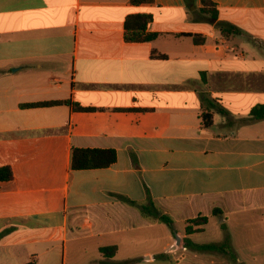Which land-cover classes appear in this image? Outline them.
Here are the masks:
<instances>
[{"label":"crops","instance_id":"0c3cea01","mask_svg":"<svg viewBox=\"0 0 264 264\" xmlns=\"http://www.w3.org/2000/svg\"><path fill=\"white\" fill-rule=\"evenodd\" d=\"M203 1L0 0V168L12 171L0 181V250L15 264H58L56 249L15 251L55 243L63 264H233L185 238L264 264L251 229L264 211V119L249 120L264 104V0H208L210 13ZM133 14L152 15L153 40L126 41ZM220 22L241 32L223 36ZM64 100L95 110L23 107ZM74 148L115 149L117 162L73 170ZM150 201L178 214V237L159 235ZM199 215L208 223L187 235ZM214 217L226 237L200 242Z\"/></svg>","mask_w":264,"mask_h":264},{"label":"trees","instance_id":"16d2710c","mask_svg":"<svg viewBox=\"0 0 264 264\" xmlns=\"http://www.w3.org/2000/svg\"><path fill=\"white\" fill-rule=\"evenodd\" d=\"M152 0H132L133 4H141L144 2H149ZM210 1L204 0L203 4L205 7L202 9L204 13H210L207 9L206 5H208ZM211 15L214 19H216L215 14L211 11ZM153 17L150 14H133L127 17L125 22V39L128 42H147L153 40L157 35L148 33L147 28L148 24L152 21ZM219 26L221 28V32L223 36H230L231 34L241 32L235 25L227 22H220ZM196 39V37H195ZM196 41V40H195ZM69 105L74 107L77 111L82 112H91L94 111V108L81 107L78 104L73 103L71 100L64 101H47V102H38V103H30L23 105L24 108H37V107H50L55 105ZM212 106H214L213 102H210ZM221 113H225L224 109L219 108ZM251 118L249 120H263L264 119V104L257 105L251 112ZM203 125L206 128H209L213 124V115L209 112H205L202 115ZM117 162V151L115 149H101V148H74L72 151V169L73 170H88V169H102L108 168L114 163ZM12 178L11 168L8 166H4L0 168V181L10 180ZM143 213L146 216L157 218L161 222L167 224L171 229L173 234L176 236V231L174 229V222L172 218L166 214L158 216L159 211L156 209L154 203L152 201L149 202L148 205H144L142 207ZM214 215H220L221 212L219 209H215L213 211ZM209 217L206 215H199L195 218L188 220V226L186 228L187 235H191L195 232H201L202 228L195 229V226H204L208 223ZM2 237H0L1 241ZM183 242L187 248L198 252H223L229 255L230 260L233 264L237 263V256L234 253L231 246L224 242L221 244L210 243V244H197L193 242L190 238L183 239ZM117 251V246H107L102 247L101 252L105 256H110ZM26 264H35L34 262H29Z\"/></svg>","mask_w":264,"mask_h":264},{"label":"rangeland","instance_id":"374dc122","mask_svg":"<svg viewBox=\"0 0 264 264\" xmlns=\"http://www.w3.org/2000/svg\"><path fill=\"white\" fill-rule=\"evenodd\" d=\"M254 213L256 214V218L254 220L255 226H251L252 227L251 229H254V231L252 230L251 231L254 233V237H264V216H263L264 211L260 209H255ZM169 214L176 221L177 229L182 231V227L184 223L180 221V219L178 218V214L177 213H169ZM220 222H221V218H216V217L212 218V221L210 222V224L206 226V232L200 235L199 241L200 242H215L218 240H223V238L226 237L227 235L226 227H222ZM72 227H73V230H75L74 225ZM159 228L163 230L162 232H164L162 233L158 229L160 236H165L170 233V228L165 223L160 224ZM141 235H144V234H137L136 237H141ZM130 236L131 234H123V235L113 234L112 236H109V237H130ZM44 248L56 249L58 253V264H63V249L64 248H63L62 243H60L58 246H56V243L50 246L23 245L20 247L19 246L16 247L15 251L18 255H20V257L27 258L32 252L36 254H40V251ZM75 248L76 247H74V243L70 241L69 249L73 250ZM16 262H19V261L10 259V256L6 250L5 251L0 250V264H15ZM39 264H44V263L40 262Z\"/></svg>","mask_w":264,"mask_h":264}]
</instances>
